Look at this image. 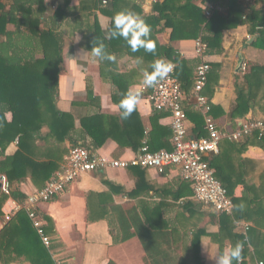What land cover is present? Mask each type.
<instances>
[{
  "label": "crops",
  "instance_id": "1",
  "mask_svg": "<svg viewBox=\"0 0 264 264\" xmlns=\"http://www.w3.org/2000/svg\"><path fill=\"white\" fill-rule=\"evenodd\" d=\"M43 1L45 9L40 15V29L54 32L62 43V63L54 107L56 111L66 115V119L60 124L58 134H55L58 137L56 139L49 136L48 127L41 124L36 132L37 136L34 134L23 142V151L20 150L19 137L6 144L0 161L12 157L19 150L30 161L20 168L18 178L14 179L12 186L26 198L44 187L60 169L70 148L76 145H82L95 154L111 159H131L136 154L129 148L120 147L111 139L102 147L93 148L91 138L81 125V120L99 114L116 117L120 114L118 106L112 100L114 85L110 81V73L131 75L127 81L128 91L141 94L136 111L146 131L150 130L149 119L154 114L148 100L151 87L143 83V70L148 65L143 64L140 69L136 59L127 55L120 44L116 51L109 52L116 57L110 64L108 61L93 63L90 57H84L90 51L85 47V41L93 23L96 22L103 33L110 28V17L101 11L104 6L96 3L97 0ZM130 1L139 8L140 12H134L139 17L155 16L153 5L157 0ZM14 4V0H0L5 12ZM261 6V3L257 4L256 10ZM15 15L17 19L21 18L20 13ZM150 27L152 41H156L158 45L156 51L160 46H171L182 60L188 62L193 78L195 68L201 61L194 53L195 39L182 38L170 42V29L154 22ZM7 30L13 31L14 26L7 24ZM255 36L249 32V24L246 23L225 30L221 51L204 57L210 65V71L202 94L210 104L207 115L221 132L233 131L242 120L264 119V85L259 88L255 107L244 118L233 123L228 117L236 103V87L243 85L245 68L264 67V49L252 46ZM6 43L7 38L1 36L0 45ZM240 60L243 68L237 72ZM16 101L19 103L20 99L17 98ZM21 106L30 108L31 102L24 101ZM182 108L186 113L188 138L206 136L204 116L207 115L196 107L192 87L188 92L183 91ZM155 115H158L155 128L166 130L172 136L170 114L161 112ZM0 116L5 124L11 123L13 119L12 111L0 110ZM0 126L4 128V124ZM171 136L167 145L156 151L172 150ZM156 141L155 145L161 143L159 139ZM230 142L232 141L222 140L217 152L228 161L232 181L239 183L234 190V198L241 200L239 211L233 207L230 215L224 214V217L231 219L230 223L226 218L221 227V214H213L211 207L193 200L190 184L181 179L176 168H167L161 173L153 169H142L143 175L137 174L132 168L88 173L81 175L63 193L37 208L42 228L51 239L53 262L144 264L145 253L137 237L117 242L111 235V229L118 232L117 218L112 207H119L120 214L126 218L130 216L138 219L148 227L154 224L155 230L160 228L170 231L173 246L164 248H169L168 254L178 264H190V257H193L190 251L192 233L198 229L205 232L200 236L199 242L202 264H215L217 256L235 246V237L238 236L244 241L241 264H264V152L257 146H249L241 153L231 149ZM3 181L8 183L4 176H0V232L17 213L15 205L26 201L17 203L10 197L6 198ZM8 185L9 193L11 186L9 183ZM136 185L139 186L138 190ZM247 187L251 191H247ZM234 215L240 218L234 219ZM245 225H248V230L244 232ZM130 232L133 233L134 228L131 227ZM10 264L28 263L20 260Z\"/></svg>",
  "mask_w": 264,
  "mask_h": 264
},
{
  "label": "trees",
  "instance_id": "2",
  "mask_svg": "<svg viewBox=\"0 0 264 264\" xmlns=\"http://www.w3.org/2000/svg\"><path fill=\"white\" fill-rule=\"evenodd\" d=\"M250 1L243 6L239 0H157L153 5L155 16L141 15V18L149 26L154 22L157 25L162 24L163 28L170 29V42L179 41L182 38H201L207 44V54L221 51L223 31L246 23L249 24V32L256 35L252 46L264 49V11L261 8L259 10L255 8L259 3L264 6V0ZM14 3L7 12L0 5V37L7 38V43L0 45V110L13 113V119L9 124L4 123L1 117L3 113L0 116V125L4 124V128L0 126V156L3 155L8 141L16 137L20 138V150L23 151V142L29 137L32 138L34 134L37 136L36 132L41 128V124L48 127L49 136L58 138L55 134H58L60 124L66 119V115L59 113L54 107L59 68L62 63V43L54 32L40 29V15L45 9L44 1L14 0ZM96 3L101 4V0H97ZM208 5H214L219 9L212 11L211 16L206 18L204 8ZM125 10L133 13L140 12L130 0H107L106 5L101 9L105 15L110 17V27L114 15ZM15 13H20L21 18L17 19ZM9 23L14 26L13 31L7 30ZM21 27L23 29H20ZM106 33H103L98 24L94 22L87 34L85 47L91 50L94 41L95 44L103 42L106 51L111 52L116 51L120 44L127 55L134 59H141L140 69L143 64L148 65L143 73L145 71L151 73L152 65L159 60L170 62L174 65V77L181 84L182 91L188 92L193 87L194 77L192 78L188 62L182 60L171 46H160L154 54L146 53L143 48L132 52L122 39H105ZM152 38L151 33V41ZM155 46H158L156 41ZM108 62L111 63V61ZM130 76V74L124 75L116 72L109 75L114 85L112 100L117 106L124 95L129 92L127 81ZM263 85L264 67L245 68L243 85L236 87V103L228 115L233 123L235 120L244 118L250 109L255 107L259 88ZM15 98L20 99L19 103L14 101ZM24 101L31 102L30 108L21 106ZM155 113L161 112L154 111L150 117L149 131H146L141 124L136 107L127 120H122L120 114L118 117L99 114L81 120V125L91 138L93 148L102 147L107 140L111 139L116 141L120 147L129 148L137 153L145 141L150 151L155 152L165 147L171 136L168 131L155 128V122L158 119ZM157 139L161 140V143L155 145ZM229 146L241 153L249 146H257L264 152V137L245 136L238 143L230 142ZM218 149L220 150V146ZM20 150L12 157H6L0 161V176H4L11 186L9 193L4 196L12 198L17 203L24 202L28 197L26 198L17 189H13V182L15 178H18L20 168L30 163ZM206 161L214 171V177L231 197L234 209L239 211L241 200L234 198V190L239 183L232 181L228 161L221 153L210 155ZM132 169L137 174L143 175L141 168L132 167ZM136 189H139L138 185ZM247 191H251V188L247 187ZM4 196L2 198H5ZM112 210L116 214L118 226L116 233L111 229V235L115 241L125 242L137 237L145 253L144 264H178L177 260L168 254L170 246H173L170 231L160 228L155 230L154 224L148 227L138 219L130 216L126 218L120 214L119 207H112ZM221 215L223 216L222 227L224 219L227 218L228 223L231 219L228 216L224 217V214ZM233 218L240 217L234 215ZM131 227L134 228L133 233L130 232ZM43 232L50 238L45 229ZM204 234L205 232L199 229L192 233L190 251L193 257H190V264H202L199 257V242L200 236ZM235 238L237 242L244 245L242 237ZM51 251L52 245L49 249L43 245L37 230L24 210L18 211L0 232V264H10L20 260L28 264H55L51 258ZM243 254L244 251L241 255Z\"/></svg>",
  "mask_w": 264,
  "mask_h": 264
},
{
  "label": "built area",
  "instance_id": "3",
  "mask_svg": "<svg viewBox=\"0 0 264 264\" xmlns=\"http://www.w3.org/2000/svg\"><path fill=\"white\" fill-rule=\"evenodd\" d=\"M241 1L244 4L251 2L250 0ZM106 3L107 0H101V5L105 6ZM216 9L219 7L208 5L204 8V16L209 18L212 11ZM261 9L264 11L263 5ZM207 50V44L201 38L195 39L194 53L201 61L195 68L192 97L196 107L204 115L210 111V104L202 94L210 71V65L204 60ZM148 100L154 111L170 114L172 150L152 152L145 144L131 159H111L95 154L82 145H76L70 148L60 169L45 183L42 189L31 194L23 204L15 205V211L24 210L26 212L47 249L50 248L51 240L43 232L42 222L37 213L38 206L63 193L81 175L93 172L138 167L143 170L153 169L161 173L167 168H176L181 179L190 184L193 200L213 208L216 213L225 215L232 213V199L222 184L214 177V171L209 167L206 158L218 152L222 140L238 142L245 136L264 137V119L242 120L233 131L221 132L207 115L204 116L206 136L189 139L186 115L182 108L183 91L181 84L174 77V65L173 70L164 79L159 80L151 87ZM8 189V183L3 181L5 194H8ZM247 230L248 225H245L243 231ZM55 264L62 263L56 261Z\"/></svg>",
  "mask_w": 264,
  "mask_h": 264
},
{
  "label": "clouds",
  "instance_id": "4",
  "mask_svg": "<svg viewBox=\"0 0 264 264\" xmlns=\"http://www.w3.org/2000/svg\"><path fill=\"white\" fill-rule=\"evenodd\" d=\"M151 27L137 14L131 11H120L112 18V25L105 34V39H122L132 52L141 48L146 53L154 54L156 51L155 43L150 40ZM84 57H90L91 62L99 63L103 61H115L116 57L106 51L103 42L95 44ZM74 60V59H73ZM75 61V60H74ZM141 59L136 58V64H140ZM151 73H143V83L148 87L154 86L159 80L164 79L172 70L173 65L170 62L159 60L152 65ZM141 94L139 92L126 93L121 99L118 107L120 109V118L127 120L131 117L136 105L139 103ZM241 209L243 205L240 206ZM243 245L239 242L235 246L226 249L221 255L215 258V264H240L242 258Z\"/></svg>",
  "mask_w": 264,
  "mask_h": 264
},
{
  "label": "water",
  "instance_id": "5",
  "mask_svg": "<svg viewBox=\"0 0 264 264\" xmlns=\"http://www.w3.org/2000/svg\"><path fill=\"white\" fill-rule=\"evenodd\" d=\"M242 68H243V62H242V60H240V62L238 64L237 72H240ZM211 209H212V213L213 214H216V212L214 211V209L213 208H211Z\"/></svg>",
  "mask_w": 264,
  "mask_h": 264
}]
</instances>
